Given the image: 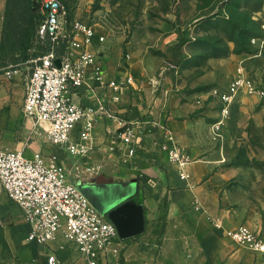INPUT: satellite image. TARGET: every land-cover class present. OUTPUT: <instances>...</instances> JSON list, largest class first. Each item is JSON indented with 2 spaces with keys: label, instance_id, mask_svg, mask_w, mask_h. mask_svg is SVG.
I'll return each mask as SVG.
<instances>
[{
  "label": "crops",
  "instance_id": "0c3cea01",
  "mask_svg": "<svg viewBox=\"0 0 264 264\" xmlns=\"http://www.w3.org/2000/svg\"><path fill=\"white\" fill-rule=\"evenodd\" d=\"M5 7L6 0H0V42ZM105 41L93 45L101 77L96 79L89 68L84 85L74 96L83 107L95 105L97 99L109 112V116H96L90 137L83 140L88 147L85 153L74 155L52 146L43 127L26 118L23 101L28 76L24 69L11 77L0 70V143L22 150L29 158L38 151L57 153L68 179L84 189L98 178L124 184L122 192L128 191L126 184H134L135 192L126 201L133 211L144 212V231L125 239L119 260L109 257L108 262L98 264H263L262 253L237 244L225 232L239 224L256 232L264 233V229L262 222L254 221L225 191L226 175L217 169L210 135V125L220 110L211 101L196 100L204 97L198 90L185 91L180 76L165 72L151 77L143 65H127L120 48ZM179 43L175 33L170 35L169 56L177 52ZM127 76H132L131 83H126ZM156 78L159 81L153 84ZM110 80L120 84L117 92L108 86ZM114 95L119 96L118 101L113 100ZM119 119L146 122L135 129L139 142L134 156H129L121 139L126 125H120ZM153 120L166 125L190 157L188 178L180 177L159 152L161 130L151 124ZM81 127L74 129L72 141L80 140ZM0 216L1 226L6 224L4 238L11 264H46L47 251H53L61 264H89L61 237L47 245L29 242L22 211L4 192L0 193ZM210 217L223 226H214Z\"/></svg>",
  "mask_w": 264,
  "mask_h": 264
},
{
  "label": "rangeland",
  "instance_id": "374dc122",
  "mask_svg": "<svg viewBox=\"0 0 264 264\" xmlns=\"http://www.w3.org/2000/svg\"><path fill=\"white\" fill-rule=\"evenodd\" d=\"M29 1L9 3L20 9L18 29L27 28L29 40L21 46L20 34L8 32L0 52V67L16 66L27 76L46 44L37 36L38 18L22 13ZM65 1L70 18L94 24L106 43L120 48L127 65L141 64L151 77L165 72L180 76L185 91L198 90L204 97L196 100L211 101L220 110L212 123L223 120L221 136L214 138L211 128L210 135L217 169L226 175L225 191L264 229V95L240 91L225 112L219 98L242 71L264 90V0ZM174 33L179 58L168 54ZM168 63L177 68L168 69ZM5 227L0 226V264H11ZM58 236L63 238L61 232Z\"/></svg>",
  "mask_w": 264,
  "mask_h": 264
},
{
  "label": "built area",
  "instance_id": "2783aa9c",
  "mask_svg": "<svg viewBox=\"0 0 264 264\" xmlns=\"http://www.w3.org/2000/svg\"><path fill=\"white\" fill-rule=\"evenodd\" d=\"M33 1L40 10L37 36L41 43L46 44L44 51L32 60L25 83L23 112L26 118L43 127L52 146L74 155L82 154L88 148L83 140L90 137L96 116H109L107 109L97 99L95 105L86 107L74 100L86 81L89 68L96 79L101 77L93 45L95 41L103 42L105 35L98 34L95 25L89 21L71 19L64 0ZM57 59L59 66L55 64ZM176 68L175 64L168 63V69ZM0 70L6 77L20 72L16 66H2ZM132 79V76H127L126 83H131ZM158 81L156 78L152 82L157 84ZM108 86L115 92L120 89L116 80H110ZM240 91L264 95V90L242 71L230 82L227 91L219 94L225 104L222 111H226L227 105ZM113 100L118 101L119 96L114 95ZM222 121L218 119L211 124L214 138L221 136L219 129ZM150 122L161 130L162 140L157 143L159 152L165 154L176 167L180 177L188 178L190 157L177 144L166 125L156 120ZM118 123L126 125L121 139L129 156H134L135 145L139 142L135 129L146 125V122L119 119ZM79 124L82 126L80 140L72 141L73 131ZM1 192L22 211L28 224L29 242L47 245L55 241L61 232L63 238L73 244L89 264L108 262L109 257L119 260L124 241L116 225L92 204L76 183L68 179L66 168L57 153L44 155L38 151L29 158L22 150L8 149L0 143ZM210 220L216 227L223 226L217 218L210 217ZM2 224L0 216V226ZM225 232L237 244L264 255V233L256 232L246 224H239ZM46 264L61 262L53 251H47Z\"/></svg>",
  "mask_w": 264,
  "mask_h": 264
},
{
  "label": "water",
  "instance_id": "95a60500",
  "mask_svg": "<svg viewBox=\"0 0 264 264\" xmlns=\"http://www.w3.org/2000/svg\"><path fill=\"white\" fill-rule=\"evenodd\" d=\"M56 65L60 61L55 60ZM95 181V180H94ZM128 191L122 192L124 184L112 183L103 178L96 179L86 189L78 185L92 204L116 225L122 239H127L144 231L145 216L142 210L133 211L126 201L135 192L134 184H126Z\"/></svg>",
  "mask_w": 264,
  "mask_h": 264
},
{
  "label": "trees",
  "instance_id": "16d2710c",
  "mask_svg": "<svg viewBox=\"0 0 264 264\" xmlns=\"http://www.w3.org/2000/svg\"><path fill=\"white\" fill-rule=\"evenodd\" d=\"M10 2H11V0H6V7H5V12H4L3 34H2V40L0 42V52L4 51L6 49L5 39H6V35L8 32L13 34V35L20 34V40H21L20 45L21 46H23L24 43H27V41L30 38V32L27 28H23L22 31H19L18 28H20L21 25L19 24L18 19L20 18L21 11L15 5H12V7L9 8ZM24 12H29L31 16L37 17L38 20L40 21L39 6L33 0H30L29 4L26 5L22 9V13H24ZM176 51H177V48H176ZM173 57L174 58L177 57V52L176 53L174 52ZM162 207H163L162 209H164V211H165V205L163 206V203H162ZM163 217L165 218V215Z\"/></svg>",
  "mask_w": 264,
  "mask_h": 264
}]
</instances>
